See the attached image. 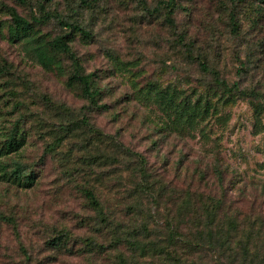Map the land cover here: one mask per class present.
<instances>
[{
  "label": "rangeland",
  "instance_id": "obj_1",
  "mask_svg": "<svg viewBox=\"0 0 264 264\" xmlns=\"http://www.w3.org/2000/svg\"><path fill=\"white\" fill-rule=\"evenodd\" d=\"M167 1L0 0V175L20 167L31 179L0 178V264H114L116 235L175 249L180 264H231L201 244L206 218L193 224L200 201L211 198L224 206L218 221L240 223L237 240L246 243L252 233L263 247L252 250L257 261L241 254L232 264H263L264 130L256 134L254 123L260 117L264 127V0H174L176 32L167 9L152 12ZM8 7L32 24L39 20L35 30L44 39L67 35L71 54L49 69L30 60L11 36ZM47 13L85 27L92 38L41 21ZM76 74L95 83L94 102L72 82ZM152 84L209 111L195 129L171 133ZM240 90H255L257 102ZM12 139L20 149L4 152ZM87 190L103 205L106 224ZM171 229L186 243L172 244ZM63 230L68 241L59 239ZM89 238L103 248L91 250ZM135 261L168 264L156 255Z\"/></svg>",
  "mask_w": 264,
  "mask_h": 264
},
{
  "label": "trees",
  "instance_id": "obj_2",
  "mask_svg": "<svg viewBox=\"0 0 264 264\" xmlns=\"http://www.w3.org/2000/svg\"><path fill=\"white\" fill-rule=\"evenodd\" d=\"M21 2H26V0H19ZM167 9L166 20L169 23V26L176 32L177 26L175 25V21L173 19V15L175 9L177 8L174 0H170L167 2H162L156 9L152 12L158 13L163 9ZM9 15L12 18V28H11V36L15 41L24 43V52L30 60L40 65L44 69L51 68L54 64L59 62V56L61 54H71V50L66 39L67 35L57 36L52 40L44 39V37L40 36L38 32L35 30V24L38 23L35 20V23H31L26 18L17 13L14 8H7ZM230 21L232 26V31L237 34L239 31V24L237 22V18L235 13H230ZM55 20L60 25L65 28H69L70 32H79L84 38L91 39L92 34L85 28L78 25L75 22H68L62 20V17L56 13H47L40 18L41 21L45 20ZM178 42L185 47L188 46L184 44V38L181 35H178ZM188 52L191 51V45L186 47ZM251 52H254V49H251ZM74 60L76 59L75 55L71 56ZM201 69L207 73L214 75V82L217 86L228 90L231 92L229 84L221 80L218 73L214 71L211 67L205 64V62L200 63ZM76 74L72 79V82L77 83L81 86L84 95L88 100L94 102L97 91L93 88L96 86L93 81L91 82L90 77L86 75L77 76ZM93 84V85H92ZM237 87V85H234ZM232 88V87H231ZM230 89V90H229ZM151 92L153 93L154 101L158 105V107L162 110V112L168 117L169 121L164 122L165 126L168 127V130L172 132H176L177 128L182 127L183 125L188 126L190 129H195L199 120L203 117L204 114L208 113V109H203L199 102L193 103L190 100H186L185 103L183 101L178 102L176 99V92L170 90H159L155 87L154 84L151 85ZM241 95L246 97L248 100L253 102H257L258 93L255 90H243L239 91ZM231 94V93H230ZM255 108H259L258 112H261L263 109L262 104H256ZM204 111H203V110ZM255 128L257 131L256 134H260L263 132L264 127L260 117H257L255 121ZM64 142V139H58L56 141L55 146H61ZM22 142L12 139L10 142L6 143L2 150L6 153L17 152L21 147ZM53 150V147H49ZM3 154V151H0V156ZM2 175L0 178L3 179H11L13 182L22 184H30L31 179L24 175L21 172L20 167H17L13 170L12 173H7L6 171H2ZM86 197L89 200L90 208L97 213L98 216L103 218L104 224L107 221H110L106 216L103 205L99 202V200L94 195L93 191L87 190ZM186 202H188L190 196H186ZM189 205V203H187ZM200 208H196L197 219L193 224L197 223V220H202L206 218V222L204 224V229L201 231L199 240L202 245L209 246L213 248L217 255L219 256V260L225 257L226 261L232 263L239 260L242 254V258L246 260L249 258L251 262L257 261L260 259V254L252 251L254 249L263 248L261 243L258 241L256 235L252 233H247L246 243H243L241 240H237L239 229H243L236 220H230L228 223H224L222 219L219 221L218 214L221 213L224 206L221 201H215L211 198L210 201H200ZM188 207V206H187ZM144 230H147V226L144 227ZM188 230H192V228H188ZM172 235L169 237L170 242L172 244L177 245L179 242L183 241L186 243L185 237L178 233V229H171ZM70 235L66 230H63L59 235V239L61 240H69ZM114 240V244H112L115 251L118 250V256L116 257V261L114 264H136L135 256L139 255L140 257H148L156 255L157 258L165 259L168 261V264H180L177 260L179 259L176 256L175 249L169 250L168 247H159L156 243H151L148 241L147 237H139L137 235L124 236V235H116ZM148 241V242H147ZM86 245L91 248V250L102 249L103 246L99 245L95 240L89 238L86 240ZM188 243V242H187ZM170 244L172 247L174 245ZM188 246H191L188 243ZM130 256L128 257L129 253ZM222 262V261H221ZM219 264H223L220 263ZM264 264V258H263Z\"/></svg>",
  "mask_w": 264,
  "mask_h": 264
}]
</instances>
